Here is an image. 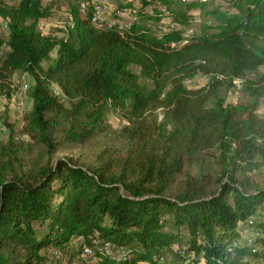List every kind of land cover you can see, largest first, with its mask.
Wrapping results in <instances>:
<instances>
[{
    "label": "trees",
    "instance_id": "1",
    "mask_svg": "<svg viewBox=\"0 0 264 264\" xmlns=\"http://www.w3.org/2000/svg\"><path fill=\"white\" fill-rule=\"evenodd\" d=\"M80 1L50 34V1L0 0V98L16 71L32 80L30 109L0 141V264H68L83 244L97 264H264V186L251 179L264 175V0H108L136 17L120 29L92 25ZM166 19L172 31L147 26ZM237 80L247 98L227 103ZM249 217L259 234L232 246Z\"/></svg>",
    "mask_w": 264,
    "mask_h": 264
},
{
    "label": "rangeland",
    "instance_id": "2",
    "mask_svg": "<svg viewBox=\"0 0 264 264\" xmlns=\"http://www.w3.org/2000/svg\"><path fill=\"white\" fill-rule=\"evenodd\" d=\"M13 1V0H12ZM50 1L52 3V13L48 19L41 20L39 23V28L43 33L50 34H59L61 29H64L70 23V14H69V3L68 0H43L44 3ZM219 3L224 2V0H218ZM197 10H193L194 19H192V24L189 27L194 29V32L197 31L198 24L200 22L199 17L197 16ZM129 15V14H127ZM130 17H133L129 15ZM129 21V20H127ZM131 21V20H130ZM151 24V23H150ZM154 25V24H153ZM187 27V28H189ZM6 29L5 23L0 20V36H5ZM56 50L54 49L50 53L51 58H55ZM46 62H44V65ZM137 71V69H134ZM261 71L264 68L260 69ZM14 74V89L9 98L1 97L0 98V141H5L8 135V128L6 123L13 125L15 130H18L23 122V115L27 112L31 107V100L27 94L28 86L32 83L31 78L25 73L16 71ZM207 81L202 75H198L195 78L188 80L186 85L189 88H197L202 86ZM242 81H235L234 87L228 91L226 94V102L230 104H239L244 102L247 98L245 91L243 90ZM27 88V89H26ZM257 113L264 116V98L260 101ZM5 120V121H4ZM107 121L111 124L113 128H119L123 121L119 118V116L110 110L107 114ZM74 150L77 149H63L58 152L59 155L64 154H73ZM84 157H89L91 154L89 152L83 153ZM252 181L260 187L264 186V175L262 170L255 171L254 175H251ZM261 215L264 218V203H262L260 207V213H254V215ZM76 243V241H74ZM73 250V246L71 247ZM45 252V250H43ZM57 251L56 249L50 248L49 258L52 257L53 253ZM61 255V259L65 262L67 251H59ZM57 259V258H55ZM68 264H97L96 262H89L87 259L83 257H76Z\"/></svg>",
    "mask_w": 264,
    "mask_h": 264
},
{
    "label": "built area",
    "instance_id": "3",
    "mask_svg": "<svg viewBox=\"0 0 264 264\" xmlns=\"http://www.w3.org/2000/svg\"><path fill=\"white\" fill-rule=\"evenodd\" d=\"M10 1H12V0H8V2H10ZM79 6H80V9L82 11V14H86L87 11L89 10V8H91V14H99V13H92V6H90V4L88 3L87 0L80 1ZM153 6L156 8H159V9H163V6L159 3H156V2L152 3L148 8H152ZM101 13H103V7H101ZM127 19H136V17H130L127 14H123L121 21H112L111 20V23L95 24V26L100 27V28H107V26H112V25H115L116 23H121L123 21H126ZM147 26L155 28L156 31H166V30H172L175 28V27H165V22H164V26H154L153 24H150V23H148ZM172 45H174V44H172ZM256 212L260 213V209H257ZM253 224H254L253 217H249L246 221H244L243 223H240V225L238 227V229L240 231L239 237L233 241L232 246H236V245H239L242 243L249 244L252 242L253 238L259 234V231L255 230L253 228ZM81 239L82 238L79 237L77 240H81ZM99 249L104 254L116 255V256H121V257L128 255L130 253L129 248H122V249L115 248L109 242H104L103 244H101L99 246ZM57 252L58 251H55L53 253V255L56 258H61V255ZM81 255L83 257H91L90 260H88L90 263L96 261V259L92 256L93 255V249L86 244L82 245Z\"/></svg>",
    "mask_w": 264,
    "mask_h": 264
},
{
    "label": "bare ground",
    "instance_id": "4",
    "mask_svg": "<svg viewBox=\"0 0 264 264\" xmlns=\"http://www.w3.org/2000/svg\"><path fill=\"white\" fill-rule=\"evenodd\" d=\"M4 1H7L8 2V0H4ZM122 1L123 2H130L134 6H136V7L139 8L140 7V3L143 0H122ZM148 1H152V2L159 3L158 0H148ZM172 1H178V0H172ZM187 1L193 2L195 0H187ZM88 3L90 5L93 4L94 7L92 6V8H94V13H99V14H91L92 17L90 18V22L94 26H95V24L111 23V20L112 21H121L122 20V15L125 14L123 11L118 10L116 8L112 11L110 9V5H109L108 0H106L105 3L100 4V5H96V6L94 5V2L93 1H91V2L88 1ZM101 7H103V13H101ZM157 9H159V8H157ZM145 10L148 11L149 9L146 8ZM159 10H163V9H159ZM112 12H114V13H112ZM127 20H129V21H127ZM127 20L126 21H123L121 23H116L115 25H112V26H107V28L116 27V28L120 29L121 27H127L128 24L131 23L130 20H136V19H127ZM164 22H165V27H174V24H172V22L169 19L162 20L160 23H158L157 26H164ZM153 29H155V28H153ZM166 31H169V30H166ZM156 32L158 34H160V33L164 32V31H156ZM191 34H192V30H187V31L184 32L183 38L185 40H187L188 38H190Z\"/></svg>",
    "mask_w": 264,
    "mask_h": 264
},
{
    "label": "crops",
    "instance_id": "5",
    "mask_svg": "<svg viewBox=\"0 0 264 264\" xmlns=\"http://www.w3.org/2000/svg\"><path fill=\"white\" fill-rule=\"evenodd\" d=\"M106 0H93L94 4H97V5H100V4H103L105 3ZM109 2V1H108ZM109 5H110V9L113 11L115 9V6L112 5L110 2H109ZM114 13V12H112ZM127 14V13H125ZM114 15V14H113ZM134 20H131L130 22H133ZM155 25V24H154ZM16 74V73H15ZM15 76V75H14Z\"/></svg>",
    "mask_w": 264,
    "mask_h": 264
}]
</instances>
